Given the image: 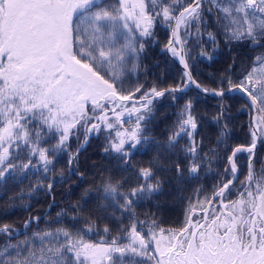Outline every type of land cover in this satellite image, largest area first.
<instances>
[{"label":"snow or ice","instance_id":"obj_1","mask_svg":"<svg viewBox=\"0 0 264 264\" xmlns=\"http://www.w3.org/2000/svg\"><path fill=\"white\" fill-rule=\"evenodd\" d=\"M211 2L218 13V34L231 54V62L213 89L202 87L193 79L180 39L182 27L187 35L191 22L202 21V0H191V3L183 0H0V176L10 168L29 167L32 156L42 162L44 172L54 170L49 168L53 165L50 154L54 158L58 152L67 151V142L77 125L84 129V144L89 133L99 131V123L91 127L81 124L93 118L88 115L89 105L98 122L115 129L104 151L119 154L122 162L128 161L138 144L146 142V124L142 127V122L154 118L152 101L166 93L176 100V93L194 86L223 101L228 92L235 90L246 94L251 105L264 111V52L252 57L247 67L242 54L232 52L233 48L245 45L253 50L264 49V0ZM157 22L167 23L172 30V39L165 48L179 56L185 69L183 79L176 86L164 89L152 86L141 94L143 103L139 107L133 103L128 108L125 102L132 101L141 87L126 91L121 76L136 69L137 65L131 61L143 52L144 38H154ZM208 38L211 52L215 53L220 41L212 32H208ZM201 55L210 61L214 59L207 51ZM236 67L242 68L238 76L233 71ZM106 103L114 105L113 123L108 122ZM116 108L121 111L116 112ZM97 109L102 114L96 115ZM125 112L129 117L137 114L130 128L123 127L126 121L121 117ZM227 112V106L221 102L212 119L220 123ZM33 121L38 122L39 129L35 125L28 127ZM197 128V115L189 99L180 109L164 145L165 151L178 156L170 169L178 180L186 176L198 179L202 169H211L218 155L214 148L204 152L199 147L193 136ZM42 132H58L57 142L41 147ZM226 133L227 124H224L220 136ZM250 134L252 140L248 147L237 146L226 155L227 182L218 186L214 198L235 192L234 182L241 191L235 200L226 204L221 200L223 208L211 220L206 219L203 224L189 220L176 231L160 227L155 218L138 220L133 198L150 196L161 189L153 166L143 167L138 169L141 182L127 193H121V182L110 177L102 178L98 189L102 208L104 201L110 205L116 202L118 209L128 213L129 224L120 228L123 236L95 243L85 240V234L95 230L96 220L89 215L84 218L86 227L77 228L79 219L73 217L72 228L36 233L35 238L15 245L6 243L0 253V264H124L126 257L148 256L150 250L158 254L151 257L155 264H264V171L254 176L250 162L257 139L264 145V128L259 137L255 131ZM186 137L189 142L181 146L180 141ZM21 144L28 149L27 163L16 165L10 158V150L21 149ZM82 148L80 144L75 153L68 154L69 166L78 162ZM237 153L248 154L244 180L236 175ZM47 187L51 188V184ZM117 197L122 203L116 201ZM99 231L108 234L110 229L105 226ZM0 232L11 235L7 225ZM125 239L127 243L122 242Z\"/></svg>","mask_w":264,"mask_h":264},{"label":"trees","instance_id":"obj_2","mask_svg":"<svg viewBox=\"0 0 264 264\" xmlns=\"http://www.w3.org/2000/svg\"><path fill=\"white\" fill-rule=\"evenodd\" d=\"M183 2L191 3V0H183ZM210 5L213 11H209V8L203 4L201 7L202 21L194 22L190 27L191 40L187 46V57L195 80L202 87L213 89L217 88L220 75L231 62V54L218 34L216 8ZM208 32H212L220 41L215 53L211 52L212 45ZM153 33L154 38H144V50L139 54L138 59L131 61L137 65L136 69L121 76L126 91L134 90L137 86L141 87V91L135 93V98H140L141 94L152 86L164 89L176 86L183 79V70L169 56L165 48L171 37V28L167 23L157 22ZM202 51L212 54L214 59L208 60L206 56L201 55ZM232 52L241 53L244 67H247L252 57L264 52V49L253 50L245 45L233 48ZM233 71L238 76L242 68L236 67ZM236 76L232 78L235 80ZM175 95L176 100H172L166 94L151 105L154 118L142 122V127L146 124L144 128L146 142L142 141L132 150L127 162H122L119 154L114 151H104L105 147L109 146L115 129H108L103 124L79 152L78 162L72 167L69 166L68 154L77 151L84 132V129L77 125L67 142V151L58 152L54 158L50 154L53 165L49 168H54V170L44 172L42 162L38 161V157L32 156L30 157L32 164L21 170V175L11 173L1 180L0 228L7 225L10 227L11 235L0 234V249L6 243L15 245L32 238L36 233L62 227L72 228L75 222L73 217L79 219V223L76 224L77 228L86 227L84 218L89 215L96 220V228L85 234V240L100 241L101 239L109 240L112 236H123L120 228L129 224L128 213L118 209L116 202L110 205L108 201H104L102 208L100 206L101 193L98 189L102 178L110 177L113 181L121 182L122 187L119 189L121 193H127L130 188L141 182L138 179V169L143 167L153 166L154 174L161 181V189L141 200L133 198V209L138 220L155 218L162 228L181 229L186 226L192 212L203 213L210 203L216 206L219 197L214 198V191L221 183L227 182L224 172L228 166L225 162L226 155H230L231 150L237 146L248 147L251 143L252 109L248 101L240 95H228L221 101V99L205 96L193 88ZM189 99L192 100L193 113L198 119V128L193 136L204 152H208L209 148H214L218 155L211 164V169H202L198 174V179L186 176L181 181L170 170L172 161L178 156L165 151L164 145L180 109ZM221 102L227 106L228 112L225 118L217 123L212 116L218 111ZM105 107L107 109L109 103H106ZM90 110H92L91 105L88 106V115ZM260 112L263 114V111L260 110ZM136 115L121 118L126 121L123 127H132L135 124ZM262 116L264 118V115ZM84 122L81 121V124H85ZM108 122L115 121L109 119ZM224 124H227V133L221 137L220 133L223 131ZM33 125L37 129L40 127L36 121L28 127L32 128ZM41 136V147H49L57 142L56 137L59 133L42 132ZM200 141L202 144L199 143ZM188 142L186 137L180 141V144L184 146ZM22 147L27 149L23 144ZM236 162L239 169L238 177L244 180L248 171V154L239 153L236 156ZM24 163H27V160ZM251 166L254 176L264 171V145L260 142ZM24 170L26 172L22 175ZM49 184L51 188L47 187ZM233 186L236 189L235 192L226 194L231 200L237 199V193L241 191L239 185L234 184ZM116 201L122 203L119 197ZM215 211L216 207L210 212V218L215 215ZM28 223L30 225L26 227ZM105 226L110 229L108 234L99 231ZM137 227L140 228L139 224ZM15 230H19V234L16 235Z\"/></svg>","mask_w":264,"mask_h":264},{"label":"rangeland","instance_id":"obj_3","mask_svg":"<svg viewBox=\"0 0 264 264\" xmlns=\"http://www.w3.org/2000/svg\"><path fill=\"white\" fill-rule=\"evenodd\" d=\"M203 4L206 5L209 9H211V7H212L210 4H212L213 7L215 8V5L211 2V0H203ZM212 11H213V10H211V12H212ZM194 22H195V21L191 22L190 26L187 28V35L185 34V29H184L183 27L181 28V30H182V37H183V41H184V43H185V46H188V45H189V42H190V40H191V31H190V27H191V25H192ZM133 103H134V102L126 103V104H127V107H128V108H131V107L133 106ZM135 104H136L137 107L140 106V104H138V103H135ZM113 107H114V105H112V104L109 103V107H107V109H108L107 114H110L109 119L115 121V119H116V118H115V115H114V113L111 111V109H112ZM120 111H121L120 108H116V112H120ZM100 114H102V113H101V110H100V109H97V110H96V115H100ZM126 115L128 116L127 112H125V114H124L122 117H125ZM263 115H264V111H263ZM89 116H92L93 118H92L90 121L84 122V123H86V127H91L92 123H94V122L97 121V120L95 119V117L93 116V112H92V110H90V114H89ZM122 117H121V118H122ZM256 124H257L258 126H260L259 121H257ZM94 133H95V132H91V133H89V134H94ZM80 142H81V144L84 145V135L81 136V138H80ZM10 151L12 152V156H11L10 158L13 159V161H14V163H15L16 165H20L22 162L24 163V162L26 161V157L28 156V153H27L28 149H24V148L22 147V144H21V149H15V148H13V149H11ZM17 156L19 157V159L16 158ZM29 166H30V165H29ZM24 169H26V168H24ZM21 170H23V169H20L19 167L8 169V171H6V172L4 173L3 176H0V181L3 180L6 176H8V175L11 174V173H18V174L21 175ZM25 172H26V171L24 170V171L22 172V175H24ZM146 197H148V196H145V197H142V198H141V197H137V198H134V199L141 200V199L146 198ZM192 219H193V217H191V220H192ZM197 222L201 223L202 221H201V220H195V221L192 220V223H193V224H195V223H197ZM164 229H166V228H164ZM138 230H140V228H139ZM166 230L176 231V230H179V229H166ZM15 234H16V235L19 234V231H15ZM165 235H167V232L165 233ZM32 238H35V235H34ZM101 240H106V239H101ZM101 240H100V241H101ZM91 242H94V243H95V242H98V241H91ZM123 243H127V240L123 241ZM8 244H9V243H8ZM9 245H13V244L11 243V244H9ZM154 247H155V245L152 244V245H151V248H154ZM3 250H4V247H3L2 249H0V253H3ZM9 251H13V249L9 248ZM153 255H158V254H157V253H154L153 251L150 250L148 256H141V257H134V256H132V257H126L125 260H124V264H141V262H142V264H155V260L151 259V257H152Z\"/></svg>","mask_w":264,"mask_h":264},{"label":"water","instance_id":"obj_4","mask_svg":"<svg viewBox=\"0 0 264 264\" xmlns=\"http://www.w3.org/2000/svg\"><path fill=\"white\" fill-rule=\"evenodd\" d=\"M171 39H172V35H171ZM180 39H181V41L183 42V40H182V34H181V30H180ZM183 44H184V43H183ZM178 51H179V48H178ZM184 51L186 52L185 45H184ZM168 53L171 55V57H172L174 60L177 61V63L180 65V67L183 69V72H184L185 69H184L183 64L180 62L179 56H177V57L174 56V55L172 54V52L169 51V50H168ZM185 59L187 60V56L185 57ZM187 63H188V61H187ZM188 70H190V68H189ZM193 79H194V78H193ZM194 80H195V79H194ZM195 81H196V80H195ZM196 82H197V81H196ZM190 88H194L195 90L201 92L203 95H206V96H208V97H211V98H214V99H219V98H220V97H218V96H214V95H212L211 92H203L201 89H198V88H196V87H194V86H190L189 88L185 89V91L189 90ZM166 94H167V93H166ZM233 94L242 95V96H244V97L248 100L246 94H242L241 92H239V91H235V90H233V91H231V92H228V93L226 94V96H228V95H233ZM159 98H161V97H157V98L153 99L152 103H153L155 100L159 99ZM132 101L143 103V101H142L141 99H138V100H137V99H133ZM248 101H249V100H248ZM249 102H250V101H249ZM252 107H253V110H254V116H253V129H254V131L257 133V135H258V137H259V136L261 135V132H260V129H259V128L257 127V125H256V120L258 119V120L260 121L261 128H264V122H263L262 118H261L260 115H259V112H258V110H257V106L252 105ZM107 117H108V116H107ZM96 123H99L100 125L102 124V122H96ZM96 123H93V124H96ZM258 143H259V139H257L256 149L254 150V153H255L256 150H257ZM237 154H238V153H237ZM236 175L238 176V172H237ZM234 183H235V182H234ZM221 200H223V198H220L219 204H220L221 208H223V204L221 203ZM208 209H209V207H208ZM207 211H208V210H207ZM0 233H1V232H0Z\"/></svg>","mask_w":264,"mask_h":264}]
</instances>
